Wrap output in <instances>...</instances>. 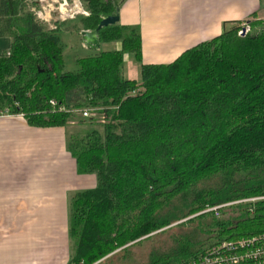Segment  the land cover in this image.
Returning a JSON list of instances; mask_svg holds the SVG:
<instances>
[{
	"label": "trees",
	"instance_id": "trees-1",
	"mask_svg": "<svg viewBox=\"0 0 264 264\" xmlns=\"http://www.w3.org/2000/svg\"><path fill=\"white\" fill-rule=\"evenodd\" d=\"M121 1L80 0L87 14L74 18L75 32L94 29ZM33 5L0 0V35L12 40L0 55V110L65 128L75 116L65 99L76 90L82 98L69 106L97 108L104 119L79 116L84 128L66 136L76 173L95 177L67 200L66 264H107L106 254L174 221L195 226L152 246L144 264H185L215 242L264 234V200L201 211L264 195V20L247 19L243 35L235 24L162 64L140 61L137 27L112 23L97 36L117 49H93L64 70L58 26L38 20ZM124 52L139 63L138 79L122 76Z\"/></svg>",
	"mask_w": 264,
	"mask_h": 264
},
{
	"label": "crops",
	"instance_id": "crops-1",
	"mask_svg": "<svg viewBox=\"0 0 264 264\" xmlns=\"http://www.w3.org/2000/svg\"><path fill=\"white\" fill-rule=\"evenodd\" d=\"M117 8L118 24L138 29L143 64L171 62L222 30L264 19V0H122ZM53 13L46 25L76 33L75 16ZM11 41L0 35V55ZM65 145L60 125H29L20 112L0 115V264H66L67 200L95 177L76 173Z\"/></svg>",
	"mask_w": 264,
	"mask_h": 264
},
{
	"label": "rangeland",
	"instance_id": "rangeland-1",
	"mask_svg": "<svg viewBox=\"0 0 264 264\" xmlns=\"http://www.w3.org/2000/svg\"><path fill=\"white\" fill-rule=\"evenodd\" d=\"M68 2L71 0H67ZM83 7V6H82ZM33 8V6H32ZM49 8L50 10H47L48 12V22L49 20H53L56 16H54V12H57L54 10L57 8V5L55 2L51 3ZM44 14V13H43ZM80 14H74L73 16H78ZM54 16V17H53ZM62 17H65L63 15ZM38 19V18H37ZM264 20V19H262ZM46 22V23H48ZM264 26V23H262ZM51 25V24H50ZM258 26H255L254 28H257ZM259 28V27H258ZM249 30V29H248ZM79 33H72L71 31H66L64 29H61L59 31V38L61 42L64 44V49L62 50L63 56H64V70H70L75 69L76 66L73 64L74 59L78 56H82L84 54H89L93 50L87 49L86 46L82 45L80 43V39L78 37ZM119 47L118 43H115L114 41H109L108 43H102L100 44L96 49L100 50H109V49H116ZM95 49V50H96ZM131 58L130 61H128V58ZM122 63V76L123 77H129L132 79H138V73H139V63L135 62L131 55H129L127 52L123 53V61ZM82 98V93L76 90H72L69 94V99L73 100L74 102L79 101V99ZM68 97H66V101L64 106L67 108H70L69 110H73L75 112V116L72 117L67 121V126L65 129V134L69 138V132L79 131L81 128H84V125L78 124V117H81V110L83 108H75L74 106H69L70 100ZM91 108V107H90ZM94 108V107H93ZM6 109V108H5ZM95 109V108H94ZM97 109V108H96ZM194 221H187L180 225H175V221L171 224L167 225L164 228H160L162 230L158 231L157 234H153L149 238H141L139 242L137 240H131L130 243H128L127 248L122 250L121 247H119L117 250H115L112 254H106L103 259L100 260L101 263H104V261H107V264H144L147 261V252L150 250V248L153 246L155 249L159 248V246L165 245L167 242L172 240V237H177V234L184 232L186 230H191L195 225ZM140 239V238H139ZM165 247V246H164ZM163 248V247H162Z\"/></svg>",
	"mask_w": 264,
	"mask_h": 264
},
{
	"label": "built area",
	"instance_id": "built-area-1",
	"mask_svg": "<svg viewBox=\"0 0 264 264\" xmlns=\"http://www.w3.org/2000/svg\"><path fill=\"white\" fill-rule=\"evenodd\" d=\"M35 7H33L31 12L38 18V20H44L48 22V11L50 4L55 2L57 8L54 10L57 11L59 16H67L74 14H87V12L82 8L80 0H34ZM44 13V14H43ZM250 28L247 21H242L238 24L236 29L237 34L243 35ZM137 91L132 90L130 95L135 94ZM49 103L54 105V101L50 100ZM61 107H59L60 109ZM8 113L7 109L3 108L0 110V115L2 113ZM81 118L89 117L95 119L97 122H104L102 112H98V109L85 107L80 112ZM264 200V195H253L252 197L239 198L235 201H227L226 203L212 205L201 211H212L218 208L224 207L227 204H236L239 202L248 203L253 201ZM216 213V212H215ZM203 253L197 259L192 261H187L185 264H264V234L263 233H254L253 235L244 236L231 239L227 238L226 240H221L215 242L213 245L208 247L206 250L202 251Z\"/></svg>",
	"mask_w": 264,
	"mask_h": 264
},
{
	"label": "water",
	"instance_id": "water-1",
	"mask_svg": "<svg viewBox=\"0 0 264 264\" xmlns=\"http://www.w3.org/2000/svg\"><path fill=\"white\" fill-rule=\"evenodd\" d=\"M117 20L118 8H116L114 12H110L107 15H101L100 20L97 21L94 29H81L78 35L81 43L86 46L87 49H96L100 45L99 37L97 36L98 30L102 27L108 26V24L117 23Z\"/></svg>",
	"mask_w": 264,
	"mask_h": 264
}]
</instances>
